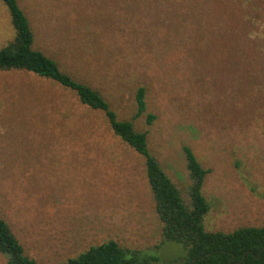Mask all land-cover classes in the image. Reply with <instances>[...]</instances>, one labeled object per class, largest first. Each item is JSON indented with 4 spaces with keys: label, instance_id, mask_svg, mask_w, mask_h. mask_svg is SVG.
<instances>
[{
    "label": "rangeland",
    "instance_id": "obj_1",
    "mask_svg": "<svg viewBox=\"0 0 264 264\" xmlns=\"http://www.w3.org/2000/svg\"><path fill=\"white\" fill-rule=\"evenodd\" d=\"M18 3L34 48L100 91L119 120L133 119L136 91L145 90L146 111L132 122L147 133L151 154L184 199L190 182L183 146L207 171L206 232L264 226V74L257 90L233 96L226 54L205 47L206 56L195 61L186 47L197 23L194 29L206 31L204 44L240 30L242 58L264 71V0ZM174 5L186 14L184 23L174 21L182 31L177 37L170 33ZM13 38L0 1V49ZM41 94L62 100L64 112L77 102L46 80L0 71V218L25 255L37 264H63L113 240L141 262H181L182 245L161 243L142 157L112 135L102 113L81 109L73 120L52 119L51 104L31 100ZM148 114L155 116L149 125Z\"/></svg>",
    "mask_w": 264,
    "mask_h": 264
},
{
    "label": "trees",
    "instance_id": "obj_2",
    "mask_svg": "<svg viewBox=\"0 0 264 264\" xmlns=\"http://www.w3.org/2000/svg\"><path fill=\"white\" fill-rule=\"evenodd\" d=\"M0 1L8 11L10 24L14 30L13 40L0 49V71L31 74L56 85L61 91L71 93L77 102L76 105L71 104L70 112L62 110L63 101L51 98L53 94L47 98L41 94L43 96H35V99L31 100L40 107L43 104H51L52 119L56 117L59 120H73L74 117H77L76 112L81 109L86 111L84 114L89 111L102 113L112 135L124 146L142 157L154 210L161 224V243L180 244L185 250L184 259L173 264H264V226L241 227L227 234L205 231L203 218L209 212V206L201 190L207 171L201 167L189 147L183 146L182 148L190 182L187 189V200L182 197L180 191L161 168L158 160L151 154L147 133L137 131L132 122L134 118L145 113L147 108L146 94L143 88H139L135 94L136 113L133 119L119 120L100 91L65 72L55 60L34 48L35 35L18 0ZM174 8L176 10L170 13V17L173 19L170 33L177 37L182 31L178 30L180 25L175 24L174 21L179 22L180 20V23H184L183 17L186 14L178 13L179 6L174 5ZM196 26L198 23L194 24L193 28L191 27V31H188L190 39L187 38V32H183L186 39L189 40L188 46L185 43L188 56L197 61L206 56L205 47L216 46L217 53L226 54V63L230 65L229 71L232 73V77L229 87L233 96L244 98L246 94L257 90L263 79L260 74H264V71L262 69L261 72H258L257 69L250 68L247 61L249 58H242L247 50L246 45L241 47L243 32L240 30L228 32L229 36L223 38L220 36L221 38L219 37L215 41V45L211 44L213 40L211 35L206 37L207 42L204 44L205 35L203 32L206 31L201 32L194 29ZM198 33L200 34L197 35ZM251 54L256 57L255 51ZM42 114L43 119H46L44 113ZM154 119L153 114H148L147 125ZM78 120L81 122L80 118ZM80 124L76 123L73 127L78 128ZM0 255L5 257L6 264H37L25 255L22 245L11 231L8 223L2 218H0ZM136 255V252L124 250L118 243L110 240L97 246H91L77 257L66 260L63 264H153L149 261H138Z\"/></svg>",
    "mask_w": 264,
    "mask_h": 264
}]
</instances>
